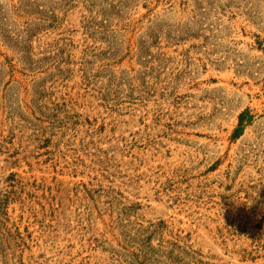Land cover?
Listing matches in <instances>:
<instances>
[{
  "label": "rangeland",
  "instance_id": "374dc122",
  "mask_svg": "<svg viewBox=\"0 0 264 264\" xmlns=\"http://www.w3.org/2000/svg\"><path fill=\"white\" fill-rule=\"evenodd\" d=\"M0 264H264V0H0Z\"/></svg>",
  "mask_w": 264,
  "mask_h": 264
},
{
  "label": "trees",
  "instance_id": "16d2710c",
  "mask_svg": "<svg viewBox=\"0 0 264 264\" xmlns=\"http://www.w3.org/2000/svg\"><path fill=\"white\" fill-rule=\"evenodd\" d=\"M243 113H242V115H241V122H240V125H242L243 124ZM242 130V128H239V129H237V134L238 133H240V131Z\"/></svg>",
  "mask_w": 264,
  "mask_h": 264
}]
</instances>
